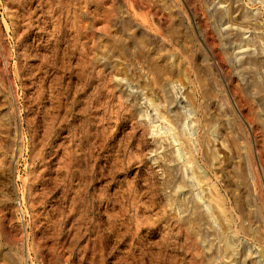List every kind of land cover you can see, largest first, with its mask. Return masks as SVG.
Here are the masks:
<instances>
[{"label": "rangeland", "instance_id": "1", "mask_svg": "<svg viewBox=\"0 0 264 264\" xmlns=\"http://www.w3.org/2000/svg\"><path fill=\"white\" fill-rule=\"evenodd\" d=\"M263 202L264 0H0V264H264Z\"/></svg>", "mask_w": 264, "mask_h": 264}, {"label": "bare ground", "instance_id": "2", "mask_svg": "<svg viewBox=\"0 0 264 264\" xmlns=\"http://www.w3.org/2000/svg\"><path fill=\"white\" fill-rule=\"evenodd\" d=\"M253 93V92H252ZM256 100V99H255ZM149 101V100H148ZM149 103V102H148ZM153 103V102H152ZM152 103H150L149 104V106L151 107V109H152V112H153V115H150V113H149V115L148 116H146V117H148L150 120H151V122L153 123V125H152V133L154 134V135H159V134H161V133H165V131L163 130V127L165 128V130H167V133L168 134H170V135H172L171 134V132H172V128H170L169 127V125H167L166 124V120L167 119H165V118H163L159 113H158V111L156 110V108L154 107V105L152 104ZM259 107V106H258ZM201 109V108H200ZM204 109V108H203ZM185 110V109H184ZM203 111V110H202ZM139 112V111H138ZM151 112V113H152ZM188 113V112H187ZM203 114H204V111H203ZM142 115V114H141ZM198 117V116H197ZM158 120H160L161 122H162V126H159L158 124L156 125V123H157V121ZM169 120V119H168ZM213 120V119H212ZM211 120V121H212ZM150 123V122H149ZM210 123V122H209ZM193 126H194V124H193ZM234 126V125H233ZM208 127H209V125H208ZM175 128V127H174ZM181 128V127H180ZM206 129V128H205ZM204 130V129H203ZM199 133V132H198ZM197 133V134H198ZM200 134V133H199ZM114 136V135H113ZM172 138L174 139V137L172 136ZM182 139V138H181ZM220 140V139H219ZM175 141V140H174ZM173 141V142H174ZM178 141V140H177ZM160 142V141H159ZM176 142V141H175ZM179 143V142H178ZM211 143V142H210ZM209 143V144H210ZM162 144V143H161ZM219 144V143H218ZM220 145V144H219ZM183 146V145H182ZM185 146V145H184ZM177 148V147H176ZM185 148V147H184ZM200 148V147H199ZM178 150H177V153H178V155L180 156V157H183L184 156V153H183V151L184 150H182V148H177ZM198 150H200V149H198ZM197 150V151H198ZM219 150H221V149H219ZM201 152V151H200ZM221 152H223V151H220V153ZM219 153V154H220ZM227 153V152H226ZM225 152L223 153V156H224V154H226ZM188 155V154H187ZM192 154H190V156L186 159V163L189 165V164H191V163H193V155L191 156ZM197 159V158H196ZM181 160V159H180ZM231 160V159H230ZM67 161V160H66ZM169 161V160H168ZM232 161V160H231ZM71 162V161H70ZM171 162V161H170ZM246 167V166H245ZM189 170H190V172H191V176H192V178L193 179H196L195 181H197V178L195 177V175H194V172H193V170H192V168H191V165H190V168H189ZM175 174V173H174ZM203 175V174H202ZM199 178V177H198ZM202 178V177H201ZM200 179V178H199ZM256 179V178H255ZM254 181V180H253ZM203 182V181H202ZM255 182V181H254ZM180 183V182H179ZM257 183H258V181H257ZM182 184V183H181ZM253 184V183H252ZM258 185V184H257ZM255 191V190H254ZM253 192V191H252ZM250 195V194H249ZM258 195H260L259 193H258ZM187 196V195H186ZM258 197V196H257ZM261 197H262V194H261ZM209 198V197H208ZM207 198V199H208ZM260 198V197H259ZM185 199H186V197H185ZM191 199V198H190ZM244 199H245V197H244ZM253 199V198H252ZM182 200V199H181ZM181 200H180V202H181ZM209 200V199H208ZM183 201V200H182ZM185 201V200H184ZM189 201V200H188ZM187 201V202H188ZM212 201V200H211ZM250 201V200H249ZM245 202V201H244ZM177 203V202H176ZM211 203H213V202H211ZM220 203V202H219ZM219 203H217V204H219ZM264 203V202H263ZM171 204V203H170ZM181 204H183L184 206H185V203L183 202V203H181ZM251 205V204H250ZM209 206V205H208ZM212 206V208H213V205H211ZM217 206V205H216ZM220 206H222V205H220ZM219 207V206H218ZM174 208V207H173ZM187 208V207H186ZM185 209V208H184ZM215 209V208H214ZM219 209V208H218ZM255 209V208H254ZM187 210V209H186ZM186 210H185V212H186ZM221 210V209H220ZM206 211V210H205ZM222 211V210H221ZM247 211H249L248 209H247ZM261 211V210H260ZM189 212V211H188ZM187 212V213H188ZM213 212V211H212ZM223 212V211H222ZM224 213V212H223ZM222 213V214H223ZM248 213V212H247ZM191 214V213H190ZM202 214V213H201ZM220 214V213H219ZM258 214V213H257ZM262 214V213H261ZM206 215V214H205ZM226 215V214H225ZM224 215V216H225ZM208 216V215H207ZM215 216V215H214ZM256 216V215H255ZM254 216V217H255ZM210 217V216H209ZM216 217H217V215H216ZM215 217V218H216ZM227 217V216H226ZM253 217V218H254ZM207 218V217H206ZM220 218H222L221 216H220ZM262 218V217H261ZM259 219V218H258ZM255 220V219H254ZM222 221H224V220H222ZM218 222V221H217ZM241 225V224H240ZM221 226V225H220ZM226 229V228H225ZM229 229V228H228ZM243 229H245V228H243ZM227 231V230H226ZM257 232H258V229L256 230ZM263 231V230H262ZM247 232V231H246ZM258 235V234H257ZM252 236V235H251ZM258 236H260V235H258ZM257 236V237H258ZM228 237H230V236H228ZM255 237V236H254ZM259 238V237H258ZM260 238H262V237H260ZM224 239V238H223ZM257 239V238H256ZM230 242V241H229ZM261 242V241H260ZM264 242V241H263ZM234 243V242H233ZM231 245V244H230ZM229 245V246H230ZM235 244H233V246H234ZM236 246V245H235ZM264 246V245H263ZM246 247V246H245ZM228 248H230V247H228ZM262 248V247H261ZM264 249V248H263ZM236 250V249H235ZM248 250H251V249H248ZM247 250V251H248ZM227 251V250H226ZM246 251V252H247ZM235 252V251H234ZM263 252V251H262ZM261 252V253H262ZM236 254H238V253H236ZM253 255V254H252ZM243 256V255H242ZM238 257V256H237ZM236 257V258H237ZM264 257V256H263ZM239 261V260H238ZM238 261H237V263H238ZM256 261V260H255ZM240 262V261H239ZM246 262H248V261H246ZM240 263H242V262H240ZM243 264V263H242ZM255 264V263H254Z\"/></svg>", "mask_w": 264, "mask_h": 264}]
</instances>
